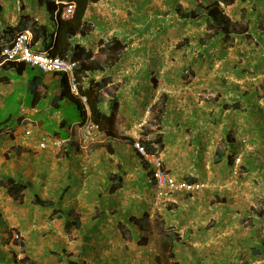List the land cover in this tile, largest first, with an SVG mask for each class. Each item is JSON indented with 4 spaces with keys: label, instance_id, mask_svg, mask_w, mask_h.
<instances>
[{
    "label": "crops",
    "instance_id": "1",
    "mask_svg": "<svg viewBox=\"0 0 264 264\" xmlns=\"http://www.w3.org/2000/svg\"><path fill=\"white\" fill-rule=\"evenodd\" d=\"M23 1L29 19L48 24L50 28L54 27L50 15L45 8L38 6L37 0ZM6 4L7 7L2 8V13L17 14L15 0H9ZM97 6H92L89 11ZM16 24L10 23L8 18L0 20V50L7 45L4 37L6 29ZM81 44L88 47L84 42ZM97 49L94 51L95 55H99V47ZM99 56L103 61L106 60V57ZM95 58L99 60L98 56ZM35 71L40 75L38 70ZM106 71L110 73L113 70ZM23 76L27 80L26 75ZM151 76L148 71H136L129 77L130 82H125L129 86L124 87L122 93L115 91L121 99L118 119L121 115L125 118L124 123L118 124L117 127L124 125L129 128L137 113L136 105L146 106L147 100L142 98L146 94V83L151 82V88H156L152 85ZM52 80L46 82L49 87L48 94L40 90L31 101L30 107H22L11 129L14 130L12 134L3 132L5 127L0 128V180L2 176H8L31 184L21 202L15 201L0 186V264H21L20 255L24 249L15 243V238L19 235L22 239L20 242L25 246L26 253L23 256L35 264L40 259L39 254L43 253L47 258L41 264H70L71 261L81 264H110V261H116L118 256H123L124 264H129L133 256L131 251L123 248L117 254L118 245L120 248L123 245L132 249L130 240L121 235V230L133 232L134 236L139 237V221V231L144 233L142 220L145 222L154 217L149 214V199L154 190L149 170L142 168V158L128 140L120 138L117 131L115 138L105 137L100 141L108 139L103 146L99 144L88 152L79 149L77 127L89 118L90 114L87 113L85 118L67 128L66 123L56 117L59 113L56 101L60 99L63 86L59 78ZM131 81L138 83L135 85ZM25 82L30 88L31 83ZM15 83L4 85L0 82V107L5 105L4 98ZM6 86H10V89H5ZM255 87L249 86L243 90L236 88L228 95V101L220 103L211 101L203 106L185 102L174 104L168 109L162 105V114L159 115L162 120L159 126L162 128L165 144L160 156L164 159L166 169L179 180H211L221 184L225 188L221 189L220 186L219 190L221 194L226 195L223 198L226 204L222 211L225 213L223 219H227V223L232 220L233 210L230 209L238 210L240 207V212L243 208L248 211L247 217L250 221L256 222L259 216L264 219V110L259 104L260 100H264V94L258 95ZM129 88H132L136 96H131L132 100L125 102V105L130 106L123 108L121 94ZM247 92L249 95L244 96ZM224 98L225 96L222 97ZM42 101L55 106L53 114L46 112L47 106L41 108ZM234 102H240L237 110L229 107ZM122 109L125 111L123 114ZM39 116H42V120H47L46 127L50 128L52 133L43 129L38 121ZM32 123L36 138L42 134L71 140L65 152L60 153L52 148L48 151L40 150L37 140L27 137L24 133ZM215 124L217 125L214 127ZM169 125L171 128H168ZM218 126H221V129ZM229 135L234 138L232 145H229L227 140ZM133 137L134 135L131 138L137 139ZM214 142V149H211ZM218 151L224 152L225 158L221 164L211 166ZM237 154L240 157L241 175L238 184L233 185V165L228 164L227 158H235ZM212 189L215 188L210 190ZM208 191L195 196L200 199L202 196L212 195ZM135 195H142L143 199L139 200ZM37 196L43 201L52 202L53 207L37 205L34 202ZM184 201L186 203H183ZM183 202L182 208H179V204L171 213L179 218L178 223L184 221L181 215L190 212L199 203L193 199H185ZM247 204L251 205L247 207ZM203 205L206 207L210 204L203 202ZM56 210L58 213H55ZM121 217L125 220L122 221ZM120 222L125 225V229L119 226ZM76 224L80 227L77 228ZM204 235L208 238L207 234ZM118 238L120 243L112 242ZM123 240L125 243H122ZM101 242L103 244H100ZM172 245L176 246L177 243L173 242ZM247 247L251 249V256H264V244H250L245 246ZM114 248L117 250L111 253ZM246 260L249 262V257Z\"/></svg>",
    "mask_w": 264,
    "mask_h": 264
},
{
    "label": "rangeland",
    "instance_id": "2",
    "mask_svg": "<svg viewBox=\"0 0 264 264\" xmlns=\"http://www.w3.org/2000/svg\"><path fill=\"white\" fill-rule=\"evenodd\" d=\"M8 1L0 0V20L8 18L10 23L16 24L22 16H29L27 15L28 11L25 12L23 0H15L17 14L2 13V8L6 9ZM29 1L33 2V0ZM191 1L102 0L87 15V21L92 24L93 31L89 36L90 38L85 41L84 38L78 36L80 42L86 43L92 51H97V48L102 45V41L115 35L125 42L126 52H128L122 55L118 69L110 73L105 70L103 73L97 74L95 79L100 80L103 74L109 75L113 79L109 89L112 92L118 90L122 93L124 87L129 86L125 82H130L129 77L132 74L136 71H148L150 76L152 75V85L156 86L153 90L151 82L146 83L144 90L146 94L142 97L143 100H147L146 106L136 105V109H134L137 113L131 126L129 128L124 125L117 127L119 131L118 129L116 131L123 140H128L132 135L137 138L136 141L144 140L148 138L145 132L156 131L158 123H160L159 115L162 114V105L168 109L174 104H184L185 102L203 106L211 101L214 103L225 102L229 100L228 95L232 94L234 89L243 90L246 87L257 86L264 82V0L238 1L235 5L226 7L225 11L230 17L231 24L241 36L237 37L231 44H223L221 48L211 49L210 52L201 49L196 39L202 38L205 34V24L184 23L178 19L179 17L175 12L177 5H182L185 9L191 8ZM56 2L58 7L63 4V0H56ZM69 9L70 7L66 8L65 12ZM186 38L196 41L183 49H177L178 45ZM99 55L94 54L101 60L102 57ZM1 58L3 57L1 56ZM124 58L126 59L123 61ZM188 67L194 71L193 76H190L191 73L187 71ZM11 72L16 73L14 70ZM4 75L5 73L2 71L1 76ZM25 75L26 81L30 83L37 76V72L30 68ZM48 81L52 82V77H48ZM131 82L135 85L138 83L136 81ZM20 83L16 82L11 86V91L4 98L5 105L0 107V124H5L4 126L13 127L22 107H30L33 100L31 94L28 93V85L22 86ZM5 89H10V86H6ZM146 90L148 91L146 92ZM134 93L132 88H129L124 91V94H121L122 102L124 101L123 108L130 106L125 105V102L131 101V96H136ZM224 96L225 98L222 99ZM53 99L54 97L51 98V101ZM42 102L41 108L44 109L47 106L46 112L53 114L55 106L46 101ZM56 103L59 105V113L56 117L66 123L67 128L82 120L81 112L75 102L58 99ZM259 104L260 108L264 110L263 99L260 100ZM121 111L122 114L125 113L124 109ZM42 113L43 111H41ZM124 120L125 118L121 115L117 125L124 123ZM38 121L44 127L43 129H48L52 133V130L46 127L47 120H42V116H39ZM218 127L221 129V126ZM168 128H171V125ZM5 130L4 128L3 132ZM32 137L37 140L36 137ZM106 140L108 141L105 139L102 142L91 144L89 151L99 144H101L100 146L105 145ZM215 144V142L211 144V149H214ZM161 154L162 152L158 155ZM238 155L235 156L234 165L231 167L233 185L238 184L241 175V163ZM160 157L163 159L162 156ZM142 162V168L149 170L152 180L151 167L147 161L142 159ZM211 166H217V164L215 165L214 162ZM201 182L207 183L208 188L200 193L214 187L215 189L208 191L212 195L202 196L200 199L189 194L171 196L169 204L163 206L156 216L149 221L144 222L142 220L144 233L139 231L141 228L139 221V227H137L139 237L134 236L133 232L121 230V235L130 240L132 249L123 245L120 248L118 245V250L114 248L110 252L117 250V254H119V250L127 248L133 255L129 264H264L263 255L251 256V249L245 248L250 244H264V219L259 216V220L252 222L247 217L248 211L243 208L240 212L239 210L242 208L240 207L238 210L230 209L233 210L232 220L228 223L225 222L227 219H223L225 213L222 210L226 204V201H223L226 195L220 193L219 187L225 188L211 180H201ZM135 196H138L139 200L143 199L142 195ZM185 199L187 201L197 200L199 203L190 212L181 215L184 221L178 223L179 218L171 213L179 204V208H182L181 204ZM203 202H209L210 205L205 207ZM250 205L247 204V207ZM262 212L264 214V210ZM125 217L128 218L127 215ZM121 220L124 221L125 219L121 217ZM119 226L126 228L122 222ZM204 234H207L208 238ZM170 235L174 236L176 246L172 245V247L166 244ZM17 237L18 242H20L22 240L20 235ZM112 242L120 243V240L118 238ZM122 243L125 241L123 240ZM171 253H174L175 258L172 257ZM21 254L22 260L25 257L22 251ZM39 256L40 259L37 264L44 263L47 258L45 253L39 254ZM247 257L250 259L249 262H246ZM252 257L254 258L252 259ZM16 258L18 260V256ZM20 263L35 264L31 259ZM110 264H124V257L118 256L117 260L110 261Z\"/></svg>",
    "mask_w": 264,
    "mask_h": 264
},
{
    "label": "trees",
    "instance_id": "3",
    "mask_svg": "<svg viewBox=\"0 0 264 264\" xmlns=\"http://www.w3.org/2000/svg\"><path fill=\"white\" fill-rule=\"evenodd\" d=\"M101 1L102 0H63L64 3L58 7L56 0H37L38 6L40 8H45L50 15L51 23L54 27L50 28L48 24L33 21L29 19L28 16H22L16 26H10L6 29L4 37L6 38L7 45H9L18 33L30 31L33 36L32 48H34L35 51L46 52L52 57H58L74 63L75 67L73 73L75 86L80 96L72 94L69 78L66 74H50L53 76L52 78H59L61 86H63L60 91V99L75 102L78 105L82 118H85L87 115L86 106L83 103L82 97L85 98L86 105L91 114V120L97 124L101 131L108 137L115 138L121 99L116 92H112L109 89L113 80L110 76L103 74L100 80H96L95 77L97 74L103 73L106 69L109 71L118 69L122 55L127 51V46L123 40L115 35L104 40L99 47V54L106 57V60L103 61V58L97 60L94 56V51L86 45L81 44L78 39V36L86 39L91 35L93 26L86 21V16L89 9L93 5L99 4ZM238 1L244 2L245 0H192L191 8L185 9L182 5H177L175 12L179 17L178 19L182 20L184 23L197 22L205 24V34L202 38L196 39L201 49H206L205 51L210 52L211 49L215 50L216 48H221L223 44H231L237 37L241 36L239 31L231 24L230 17L225 11L226 7L233 6ZM68 7H73V13L71 16L65 17V9ZM193 41L196 40L186 38L178 45L177 49H183L192 44ZM38 46L39 48L37 49ZM1 52L2 50H0V54ZM200 57H202V54H200ZM101 62H103L104 65L101 64ZM30 68L32 71L37 70L23 63H4L0 61V76L2 71L5 73L3 77H0V82L4 83V85H10L13 82H21L20 85L26 86V80L23 75L25 73L27 74ZM11 70L16 71V74L12 75L9 72ZM187 71L191 73L190 76L194 75V71L191 70L190 67H188ZM39 73L40 75L35 76L30 82L31 86L28 89V93L31 94L33 98L35 95L39 94L40 90L46 94L49 92V87L46 84L48 76L41 72ZM255 89L258 95L259 93L264 94V82L257 85ZM247 95H249V92L245 93L244 96ZM239 103L240 102H234L229 107L237 110ZM159 121L162 120L159 119ZM4 125L5 124H0V128L5 127L6 134H12V131H14H11L12 127ZM159 125L160 123H158L156 131L145 132V135H150L147 139L140 140L141 146H143L150 155H158L165 148L164 135L161 133L162 128ZM227 140L229 145L234 143V138H232L231 135L228 136ZM128 141L132 145L136 143V140L132 138H129ZM224 158L225 153L218 151L215 164H221ZM227 159L229 165H234L235 158L228 157ZM0 186L17 202L23 201L24 194L31 188L30 183L8 176L1 177ZM34 202L42 207H53L52 202L43 201L38 196L35 198ZM55 213H58V211L56 210ZM76 227L79 228L80 225L76 224ZM174 239V236L170 235L166 244L172 246ZM15 243L21 245V248L24 249L22 253L25 255V246L18 242V240H16ZM171 254L172 257L175 258L174 253ZM29 260L30 259L26 257L20 260V262L23 263ZM70 264L81 263L78 261H71Z\"/></svg>",
    "mask_w": 264,
    "mask_h": 264
},
{
    "label": "built area",
    "instance_id": "4",
    "mask_svg": "<svg viewBox=\"0 0 264 264\" xmlns=\"http://www.w3.org/2000/svg\"><path fill=\"white\" fill-rule=\"evenodd\" d=\"M72 11L73 7H70L65 15L72 14ZM2 57L6 62L23 63L45 74H66L71 83L72 93L78 95L73 73L75 64L68 60L52 57L46 52L35 51L32 48V34L29 31L19 33L13 42L4 48ZM26 136H34V130H27ZM103 136L104 134L97 124L87 121L79 130V144L84 150H87L91 144L97 143ZM37 143L38 148L43 151L51 150V148L61 151L66 145L64 140L42 134L37 136ZM134 147L141 158L153 164L154 193L150 198L149 206L152 216H156L163 206L169 204L171 196L175 194L195 195L208 188V184L204 182L178 180L165 171L160 157L149 155L139 142H136Z\"/></svg>",
    "mask_w": 264,
    "mask_h": 264
},
{
    "label": "clouds",
    "instance_id": "5",
    "mask_svg": "<svg viewBox=\"0 0 264 264\" xmlns=\"http://www.w3.org/2000/svg\"><path fill=\"white\" fill-rule=\"evenodd\" d=\"M67 12H65L64 13V16L65 17H67L65 14H66ZM72 13H73V11H72ZM72 14H70V16H71ZM69 17V16H68ZM26 32V31H25ZM30 32V31H29ZM31 33V32H30ZM19 34V33H18ZM17 34V35H18ZM32 34V33H31ZM16 35V36H17ZM15 36V37H16ZM32 38H33V36H32ZM15 39V38H14ZM13 42V41H12ZM11 42V43H12ZM10 43V44H11ZM9 44V45H10ZM8 45H5V46H3L2 47V52H3V50H4V48L5 47H7ZM34 49V48H33ZM2 52H1V54H0V61H3L4 63L6 62L5 60H4V58H1V56H2ZM8 63H16V62H8ZM30 67V66H29ZM36 69V68H35ZM38 70V69H37ZM39 72H41L40 70H38ZM41 73H43V72H41ZM43 74H45V73H43ZM46 75H50V74H46ZM70 82V81H69ZM70 85H71V83H70ZM78 90V89H77ZM72 92V91H71ZM73 95H75L74 93H72ZM76 96H80L79 95V93H78V95H76ZM82 100H83V103L85 104V106H86V114L87 113H89L90 114V111H89V109H88V107H87V105H86V99L85 98H83L82 97ZM87 121H92L91 120V114H90V116H89V118H87L80 126H78L77 127V131H78V147H79V149H81V150H84L81 146H80V144H79V130H80V128L87 122ZM93 122V121H92ZM94 123V122H93ZM33 123H32V126H29L25 131H24V133H25V135H26V131L27 130H30V129H33L34 130V132H35V128H33ZM101 130V129H100ZM102 132V131H101ZM103 133V132H102ZM104 134V136L103 137H101L99 140H98V142H100L103 138H105V137H108L105 133H103ZM50 137H53V138H58V139H60V140H64V141H66V145H65V148L63 149V150H61V151H59L60 153H62V152H65V150H66V148L70 145V143H71V140H66V139H62V138H59V137H56V136H50ZM97 142V143H98ZM136 142H139L140 143V141H136ZM93 146V145H92ZM133 147H134V145H133ZM134 149H135V147H134ZM136 150V149H135ZM85 152H88L89 151V148L87 149V150H84ZM138 153V152H137ZM139 155V154H138ZM150 155V154H149ZM153 156V155H152ZM154 156H157V157H160L159 155H154ZM161 158V157H160ZM143 159V158H142ZM162 159V158H161ZM144 160V159H143ZM146 161V160H145ZM162 161H163V166H164V169H165V171L167 172V173H169V174H171L167 169H166V167H165V165H164V160L162 159ZM148 162V164H149V166L151 167V169H152V180H153V164L152 163H150L149 161H147ZM172 175V174H171ZM173 176V175H172ZM175 177V176H174ZM179 180V179H178ZM187 181V180H186ZM196 182H199V181H196ZM153 185H154V180H153ZM153 193H154V190H153ZM153 195V194H152ZM151 195V196H152ZM196 195V194H195ZM151 198V197H150ZM16 240H18V238L16 239Z\"/></svg>",
    "mask_w": 264,
    "mask_h": 264
}]
</instances>
